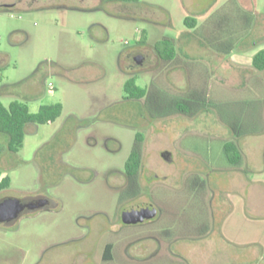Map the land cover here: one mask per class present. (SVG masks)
I'll use <instances>...</instances> for the list:
<instances>
[{"label": "rangeland", "instance_id": "1", "mask_svg": "<svg viewBox=\"0 0 264 264\" xmlns=\"http://www.w3.org/2000/svg\"><path fill=\"white\" fill-rule=\"evenodd\" d=\"M246 1L253 4L250 18L263 23L264 0ZM235 3L0 0V101L23 102L31 112L62 105L54 122L28 124L22 147L2 154L8 159L0 175L10 184L0 197L43 195L54 206L0 223V264H264V184L258 182L264 169L247 183L236 170H224L234 167L228 162L218 172L206 168L208 142L183 132L215 123L177 120L169 130L161 118L169 111L161 116L123 88L131 77L145 87L162 76L131 62L138 46L188 30L185 16L200 25L212 8ZM263 26L250 35L262 36ZM203 109L209 113L213 101ZM137 133L141 167L126 187L117 171L124 172ZM136 202L152 204L156 215L121 223L120 210ZM107 241L117 249L102 263Z\"/></svg>", "mask_w": 264, "mask_h": 264}, {"label": "crops", "instance_id": "2", "mask_svg": "<svg viewBox=\"0 0 264 264\" xmlns=\"http://www.w3.org/2000/svg\"><path fill=\"white\" fill-rule=\"evenodd\" d=\"M251 11L253 4L246 0H239L238 4H231V8L224 10L222 7L212 8L210 14L213 15H203L200 25L195 19L193 28L187 27L188 30L174 37H167L172 39L175 45V55L171 59H163L157 52L156 44L160 39L153 44L138 46L136 52L143 56L139 63L144 65L143 69L162 74L155 80L156 85H146L145 88L147 95L153 93L156 97L152 102L154 103L152 110L157 111L161 116L167 111L171 112L168 118L161 117L163 120H168V129L176 128L177 120L215 123L213 127L204 125L203 127L206 128L203 129L188 130L184 127L183 135L192 134L206 139L207 152L210 155L204 165L206 168H212L214 172L223 170L225 162L232 165L225 155L224 143L234 141L241 152V160L239 164L233 165L234 167L230 166L224 170H236L247 180V183L259 179L260 176L255 173L264 169V157L260 159L254 155L257 152L264 153V140L261 151H255L258 147L257 143L264 139V69L258 70L253 65L254 55L264 48V43L259 44L264 42V33L262 36L250 35L253 28L264 25V22L258 23L255 16L251 19L249 14ZM226 15H232V18L226 20ZM143 37V34L139 36L140 41ZM164 90L168 92L165 96ZM161 93L163 96L160 95ZM203 98L213 101L214 109L209 113H205L206 110L200 108ZM144 99L147 97L136 101L143 103ZM176 100H182L195 112V115L188 117L187 114L172 108ZM7 142L6 135L0 143V163H5L8 159L2 156L3 152L8 150ZM169 155L171 161V153ZM117 173L125 181L124 172L117 171ZM191 174L193 173L188 171L184 173V177L188 178ZM200 175L203 178V173L199 172V177ZM5 176L8 175H0V180ZM258 182L264 184L263 181ZM106 243L111 244V260L104 261L102 256ZM115 249L117 248L114 242H105L101 262L112 261L115 257ZM127 250L129 251L130 247ZM129 258L135 257L130 255ZM184 260L190 264L187 259Z\"/></svg>", "mask_w": 264, "mask_h": 264}, {"label": "trees", "instance_id": "3", "mask_svg": "<svg viewBox=\"0 0 264 264\" xmlns=\"http://www.w3.org/2000/svg\"><path fill=\"white\" fill-rule=\"evenodd\" d=\"M115 2L124 3H140V0H109ZM186 27L193 28L195 26V18L186 16L184 19ZM229 49V48H228ZM156 50L160 57L163 59H171L175 55V45L172 39L163 37L156 44ZM253 65L258 70L264 69V48L256 52L253 57ZM123 88L125 93L130 98L139 99L147 97L145 103L152 109V102L155 101L156 97L153 93L147 95V89L136 84L134 78L127 79ZM200 108L207 106L210 100L203 98ZM173 107L176 111L187 115H193L195 112L191 108L186 106L182 100H176L173 102ZM62 111V105L60 103H49L42 104L39 106L36 112H31L28 106L20 101L13 100L8 105L3 104L0 101V132L8 136L7 149L11 152H16L22 147L25 130L28 124H45L55 121ZM171 112H169L170 114ZM143 135L141 133L136 134V143L130 151L125 164L124 174L128 181H134L138 175V170L141 165V142ZM1 152V146H0ZM224 152L228 161L232 165L239 164L241 160V152L234 141H226L224 143ZM10 182L9 176H5L0 180V190L8 187ZM203 182H197L195 185L201 186ZM111 244L109 243L105 249L102 258L104 260H111L110 255ZM180 264H187L181 262Z\"/></svg>", "mask_w": 264, "mask_h": 264}, {"label": "water", "instance_id": "4", "mask_svg": "<svg viewBox=\"0 0 264 264\" xmlns=\"http://www.w3.org/2000/svg\"><path fill=\"white\" fill-rule=\"evenodd\" d=\"M143 59L141 53H135L133 60L140 63ZM162 157L165 160L170 161V155L168 152H163ZM41 204H35V202H23L20 198L5 197L0 201V222H11L16 220L25 208L31 210L38 207ZM156 215V211L151 204L145 203L138 211H125L123 219L126 223L142 222L146 219L152 218Z\"/></svg>", "mask_w": 264, "mask_h": 264}, {"label": "flooded vegetation", "instance_id": "5", "mask_svg": "<svg viewBox=\"0 0 264 264\" xmlns=\"http://www.w3.org/2000/svg\"><path fill=\"white\" fill-rule=\"evenodd\" d=\"M134 55V54H133ZM133 55L131 56V62L134 63V64H138L137 62H135L133 60ZM133 183L131 181H128L127 179H125L124 181V185L126 187L128 186H131ZM5 197H11V196H2L0 197V201L2 199H4ZM23 202L25 203H28V202H35V204H41V205H38V207H36L35 209L31 210L29 208H25L24 211L19 215L21 216L22 214H28V213H32V212H36L38 210H45V209H49L51 207L54 206V203L52 200L48 199L47 197L43 196V195H35V196H26V197H23V198H20ZM145 203H140V202H136V203H133L125 208H123L122 210H120L119 212V215H118V219L121 223L123 224H127L124 219H123V214L125 211H138L141 209L142 205H144ZM150 204V203H149ZM152 205V204H151ZM153 206V205H152ZM153 209L156 211L157 213V209L155 206H153ZM15 221V220H14ZM14 221H11V222H0V223H4V224H12ZM109 243H106L105 244V247L108 245ZM102 260H104L102 258ZM106 261V260H104Z\"/></svg>", "mask_w": 264, "mask_h": 264}, {"label": "built area", "instance_id": "6", "mask_svg": "<svg viewBox=\"0 0 264 264\" xmlns=\"http://www.w3.org/2000/svg\"><path fill=\"white\" fill-rule=\"evenodd\" d=\"M49 89H53V86L52 85H49V87H48Z\"/></svg>", "mask_w": 264, "mask_h": 264}]
</instances>
